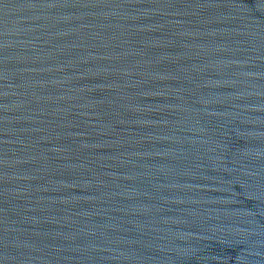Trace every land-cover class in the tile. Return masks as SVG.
Masks as SVG:
<instances>
[{
	"label": "water",
	"instance_id": "95a60500",
	"mask_svg": "<svg viewBox=\"0 0 264 264\" xmlns=\"http://www.w3.org/2000/svg\"><path fill=\"white\" fill-rule=\"evenodd\" d=\"M0 264H264V0H0Z\"/></svg>",
	"mask_w": 264,
	"mask_h": 264
}]
</instances>
